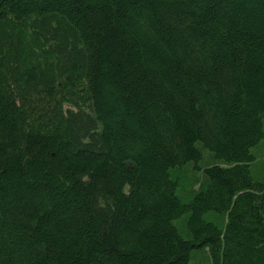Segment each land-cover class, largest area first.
Here are the masks:
<instances>
[{
  "label": "trees",
  "instance_id": "obj_1",
  "mask_svg": "<svg viewBox=\"0 0 264 264\" xmlns=\"http://www.w3.org/2000/svg\"><path fill=\"white\" fill-rule=\"evenodd\" d=\"M0 264H264V0H0Z\"/></svg>",
  "mask_w": 264,
  "mask_h": 264
}]
</instances>
